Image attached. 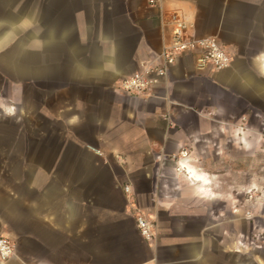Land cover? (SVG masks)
<instances>
[{
	"label": "crops",
	"instance_id": "1",
	"mask_svg": "<svg viewBox=\"0 0 264 264\" xmlns=\"http://www.w3.org/2000/svg\"><path fill=\"white\" fill-rule=\"evenodd\" d=\"M181 20L231 64L198 69L187 52L151 96L117 90ZM183 149L193 175L177 170ZM251 188H264V0H0V235L16 244L0 264H264Z\"/></svg>",
	"mask_w": 264,
	"mask_h": 264
},
{
	"label": "built area",
	"instance_id": "2",
	"mask_svg": "<svg viewBox=\"0 0 264 264\" xmlns=\"http://www.w3.org/2000/svg\"><path fill=\"white\" fill-rule=\"evenodd\" d=\"M158 0H149L151 5H155ZM189 24L184 21L175 23L171 40L164 45L163 49L148 62H142L141 67L129 76L116 81L115 88L119 91L132 94L134 96H151L156 88L162 84L169 74L170 68L176 63L179 55L187 52L196 53V67L204 69L212 66L215 70H222L232 62V54L215 36L199 37L189 29ZM168 125H173L170 114H165ZM189 153L186 149L180 152L177 157V170L188 171L184 165ZM125 190L130 191V186L125 185ZM264 199V188H251L247 190V200L250 202H260ZM134 204V203H133ZM135 205V204H134ZM136 209L137 225L141 234L149 242L157 238V222L155 218L144 210ZM256 214L251 208L246 211L247 217ZM259 216H264L260 214ZM16 253V244L8 236L0 235V260H7Z\"/></svg>",
	"mask_w": 264,
	"mask_h": 264
},
{
	"label": "bare ground",
	"instance_id": "3",
	"mask_svg": "<svg viewBox=\"0 0 264 264\" xmlns=\"http://www.w3.org/2000/svg\"><path fill=\"white\" fill-rule=\"evenodd\" d=\"M185 165V164H184ZM185 167H186V165H185ZM186 170H188V172L191 174V175H193V173L186 167Z\"/></svg>",
	"mask_w": 264,
	"mask_h": 264
}]
</instances>
